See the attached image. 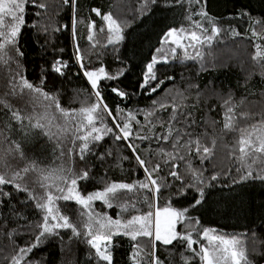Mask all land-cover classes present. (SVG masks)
<instances>
[{"label":"trees","instance_id":"16d2710c","mask_svg":"<svg viewBox=\"0 0 264 264\" xmlns=\"http://www.w3.org/2000/svg\"><path fill=\"white\" fill-rule=\"evenodd\" d=\"M40 2L45 3L44 9L26 4L28 26L19 37L23 58L17 57L7 64L0 61V100H3L0 103V172L5 168L20 170L33 160L49 170L71 168L77 174L87 170L88 179L78 181V191L84 196L102 191L112 182L133 183L144 179L145 173L137 164L128 141H116L111 134L91 145L92 152L85 157V161H81L77 155L78 148L72 143L71 133H61L56 127L64 122L54 107L51 109L55 117L51 127L55 135L52 138L40 128L21 130L20 125L11 119L5 105L20 110L21 115H32L42 113L43 106L47 104L42 98L35 100L27 90L12 94L9 80L10 74L17 71L16 60L21 65L19 71L34 85H40L42 76L47 77L43 90L55 95L62 108L79 109L95 102L90 83L76 60L75 45L78 44L87 69L104 67L109 74L123 72L117 80L102 79L99 85L104 102L113 115L117 114L118 109L124 110L122 115L129 111L135 114L141 109L147 112L153 109L154 100L172 104L175 97L180 110L190 112L192 116L187 121L188 127L183 116L179 117V123L173 122L174 126L192 132L193 139L200 136L209 147L212 139L216 140L212 156L203 164L194 146L192 151L183 146L189 138L187 136L182 137L175 149L172 147L175 133L166 143L155 139L131 141L137 146L141 158L146 162L151 161V166L160 165L154 178L158 176V182L167 184V187H162L155 201L156 206L163 208L171 204L177 209L189 208L185 222L177 226V231H193L194 238L197 232L202 237L204 228L214 229L217 234L246 233L243 239L248 264H264V181L254 179L234 183L242 173L236 170L240 166L235 158L239 155L238 149L235 154L232 151L240 138L239 129L264 123V57L255 58L258 50L264 53V0H202L201 3L190 0H156V3L150 0H76L75 7L71 3L63 4L62 0H37V3ZM92 9H99L101 15H96ZM201 10L222 29L220 36L210 48L203 46L202 61L174 59L169 52V63L157 65V75L165 83L156 93L148 95L147 90L140 88L145 65L154 55L160 56L157 49L169 48V45L163 44V37L170 28L190 27L187 16L192 14L193 20H201L202 17L195 14ZM37 12H40L39 16L35 15ZM107 14H111L121 25L124 40L118 45L105 47L109 33L107 22L102 17ZM73 20L76 21L75 41ZM34 24L37 27H32ZM93 24L91 34L94 40L90 42L87 37ZM204 24L210 29L208 21H204ZM65 25L67 27H62ZM92 43H96L95 48H92ZM188 53L193 55L194 50L189 48ZM177 56H183L180 49H177ZM56 59L67 63L64 75L52 70ZM168 77L173 79L169 80ZM111 87L126 91L128 96H117ZM227 107L233 108L236 117L234 130L231 131L224 129ZM171 113V107L157 110L152 117L154 127L145 126L144 114L139 113L136 120L140 123L133 121V131L153 137L163 135ZM192 120H195L194 124ZM158 121H163L164 125ZM105 124L113 127L111 118L107 116ZM13 141L19 143L20 151L15 150ZM79 143L77 141L76 145ZM10 148L11 152L8 151ZM158 149L164 152H158ZM166 153L177 158L169 159ZM179 156L184 159H179ZM249 163L256 175L264 168V153H256L254 162L250 157ZM173 164L177 166L176 171L182 181L168 175ZM200 173L203 174V184L200 185L203 187V202L192 208L190 204L199 197V193L195 187L187 186L194 182L193 176ZM213 175L217 176L214 181L211 179ZM36 176L37 173L30 171L24 175L23 182L35 194H42L43 189L34 183ZM181 189H186V194L182 195ZM4 190L11 196L0 197L3 200L0 203V264H12L11 258L16 255V250L35 241L39 229L33 226L41 222L42 214L34 202L28 200L27 192L14 191L11 185ZM146 196L151 200L152 193L146 189L120 191L117 194L118 203H134L136 206L123 213L117 202L109 208L97 200L92 207L96 213L107 214L113 220H127L149 210L144 199ZM57 205L76 224L78 231H87L79 215L80 205L75 201L63 200L57 201ZM83 219L86 220V217ZM9 232H13L11 237ZM58 232V235L42 238L39 246L21 264L28 261L31 264H78L80 248L86 252L91 264H106L95 256V250L85 242L83 235L74 236L71 229H60ZM117 240L124 245L126 263L135 264L133 245L137 242L124 235L114 236L112 242ZM138 241L142 248L140 264H152L151 242L145 237H140ZM199 247L198 244L193 245L197 251ZM155 257L158 264H201L200 257L186 248V242L179 240L171 245L156 242Z\"/></svg>","mask_w":264,"mask_h":264},{"label":"snow or ice","instance_id":"6c2138e0","mask_svg":"<svg viewBox=\"0 0 264 264\" xmlns=\"http://www.w3.org/2000/svg\"><path fill=\"white\" fill-rule=\"evenodd\" d=\"M151 3H156V0H150ZM190 2L201 3L202 0H190ZM31 3L33 7L44 9L45 3H37V0H0V61L5 64L11 60H15L17 57L23 58L24 53L19 45V37L25 27L28 26L25 13L26 4ZM63 4H69L73 7L76 5V0H62ZM96 15H101L99 9H92ZM202 17L201 20H193V15L189 14L187 20L190 22V27L181 26L180 28H170L163 37V44L169 45L166 50L164 48L157 49L160 56H153L151 61L145 65V71L142 73L143 79L140 84V88L147 90L148 95L156 93L164 80L159 79L157 75V65L169 63L168 53L170 52L174 59L179 58L181 60H201L203 59V46L211 47L212 43L220 36L222 29L217 27L216 23L209 20L206 12L201 10L199 13H195ZM39 16L40 12L35 13ZM7 18V19H6ZM107 22V31L109 33L107 38L108 45H118L124 40L123 29L117 20L113 19L111 14L104 15L102 17ZM204 21H208L211 24L210 29L205 27ZM76 21L73 20L72 34L75 41L76 37ZM37 27V25H32ZM67 27V25L62 26ZM94 28V24L89 27L88 41L94 40L91 30ZM57 30H60L59 28ZM47 32V29H44ZM104 31L103 28L100 29ZM227 31V30H224ZM239 35V33H236ZM96 47V43H92V48ZM194 50L193 55H189L188 49ZM259 49V46H257ZM177 49H180L183 53L182 57L177 56ZM62 51V50H61ZM9 53H12L10 56ZM76 60L80 63L81 69H83V75L90 83L91 89L95 96V102L89 106H81L79 109H65L60 106L59 100L55 95H51L43 90V84L47 77H41L40 85H34L29 82L27 78L19 71L21 65L19 60H16L17 71L10 74L9 86L12 90V94L17 95L24 93L27 90L28 94L33 96L35 100L47 101L44 111L40 114L33 113L32 115H21L20 110L12 109L11 105H5L9 111L12 120H15L21 130L40 128L45 131V134L52 138L55 134L51 131V127L54 124L55 117L51 113V109L54 107L56 112L60 114V118L63 120V125H56L61 133H71L72 143L78 148L77 155L81 161H85V157L92 152L91 145L96 144L103 140L105 135L111 134L116 141L125 140L128 141V147L132 150L135 160L141 170L145 173L143 180L133 183L126 182H112L107 184L105 188L100 191H94L87 196L82 195L78 191V181L88 179V171L82 170L79 174L74 173L71 168L64 169H46L40 167L36 161H32L26 167L20 170H12L5 168L0 172V197L11 196V193L6 192L4 189L11 185L14 191L27 192L28 200L34 202L36 209L42 214L41 222H38L33 227L39 229L36 235L35 241L26 247H19L16 250V255L12 256V264H21L28 254H30L34 248H37L42 242V238L48 235H58L60 229H71L74 236L83 235L85 242L95 250V256L106 264H113L112 255V240L116 235L128 236L132 241H136L133 245L135 251L133 252V259L135 264H140V252L142 251L138 238H148L152 244V264H158V258L155 257V244L161 242L163 245H171L174 241L186 242V248L189 251L200 257L201 264H248L245 254V237L246 233H233L217 234L216 230L204 228L202 230V237L197 232V237H193V231H187L182 233L177 231V226L183 224L186 219V214L189 211L188 207L183 209H177L172 207L171 204L160 208L156 206V199L161 192L162 187H167V184H161L158 182L159 177L156 176L160 170V165L156 164L151 166V161H147L141 158L138 153L137 146L131 141L133 139L153 140L157 142H167L173 137L175 133L174 143L172 147L175 149L180 143L182 137H189L183 145L189 151L194 150L200 157L201 163L210 159L213 154V148L216 146V140L212 139L211 147L205 145L200 136H196L194 139L192 132H186L184 129H177L173 122L179 123V117L183 116L185 126L188 127L187 121L191 118L190 112H183L180 110V106L175 103V97H173V103L169 104L167 101H153V109L145 112L143 109L138 110L137 113L129 111L126 115L123 109H118L117 114L113 115L112 110L104 102V98L99 90L100 81L106 79L109 81L117 80L119 76L123 75V72L118 74H109L105 71L104 67L97 69H87L83 63V57L80 55L79 45H75ZM264 57V53L259 50L256 53L255 58ZM67 63L60 59H56L52 64V70L60 75H64V69L67 68ZM169 80L173 77H168ZM155 85V86H153ZM111 91L121 98H126L128 93L120 90L118 87H111ZM182 95V94H181ZM3 103V100H0ZM86 103V102H85ZM227 103V102H226ZM172 108V113L167 122L166 132L163 135L150 136L147 134H141L140 131H133L132 123L135 121L139 124V120H136V115L139 113L144 114L145 126H155L152 117L155 116L157 110ZM109 117L112 120L113 127H108L105 124V117ZM224 129L234 130L235 114L232 107H227L224 113ZM27 121V124H25ZM33 121H35L33 123ZM123 121V123H121ZM161 125H164L163 121H158ZM195 123V120H192ZM240 138L237 141L236 146L233 148V154L238 149L239 155L235 158L239 161L240 166L236 169L237 172H241L240 178L234 183H245L250 180L259 179L264 181V168H262L256 175L253 174L252 164L249 163V158L255 160L256 153H264V123L261 125H253L251 129L242 128L239 129ZM79 141V145L76 142ZM15 150L20 151L19 143L13 141ZM9 152L12 149H8ZM158 152H164L163 149H158ZM71 152V150H70ZM169 159L175 160L177 157L171 153H166ZM21 156L23 153L21 152ZM179 159L183 160V156H179ZM176 165L173 164L168 175L176 180L182 181L181 175L176 171ZM87 168V164H85ZM34 171L37 173L34 181L41 189L42 194H35L33 190L27 187L24 183V175ZM202 173L193 176V183L187 187H195L199 193L198 198H194L190 207L195 208L203 202V184ZM211 179L214 181L217 179L216 175H213ZM49 181H52L49 183ZM147 190L152 193L151 200L146 196L145 203L148 204L149 210L145 213L131 216L127 220L115 219L113 220L107 214L96 213L92 207L94 201H102L107 207H113V203L117 202V206L121 208V212H126L129 208L135 209V204L129 205L127 202L120 204L117 201V194L120 191L134 192L135 190ZM181 194H186V189H181ZM75 201L81 206L79 215L83 226L87 231L80 232L77 229L76 224L70 221V218L63 214L57 201ZM0 203L3 200L0 199ZM86 217V220L83 218ZM198 224L199 221L197 220ZM15 231V230H13ZM9 237L13 235V232L8 233ZM201 240L206 241L202 243ZM194 244L200 245L199 250L193 248ZM27 264H31L30 261Z\"/></svg>","mask_w":264,"mask_h":264},{"label":"rangeland","instance_id":"374dc122","mask_svg":"<svg viewBox=\"0 0 264 264\" xmlns=\"http://www.w3.org/2000/svg\"><path fill=\"white\" fill-rule=\"evenodd\" d=\"M251 126H249L247 129H251ZM111 250L113 255V264H129L126 263V258L124 253L125 248L124 245H122L121 240L112 242ZM245 254H247L246 249H245ZM78 264H91V260L87 257L86 252L82 248H80L78 251Z\"/></svg>","mask_w":264,"mask_h":264}]
</instances>
